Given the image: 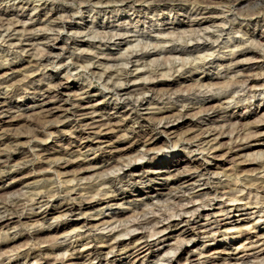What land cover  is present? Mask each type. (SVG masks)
<instances>
[{"label":"clouds","instance_id":"1","mask_svg":"<svg viewBox=\"0 0 264 264\" xmlns=\"http://www.w3.org/2000/svg\"><path fill=\"white\" fill-rule=\"evenodd\" d=\"M0 264H264V0H0Z\"/></svg>","mask_w":264,"mask_h":264}]
</instances>
